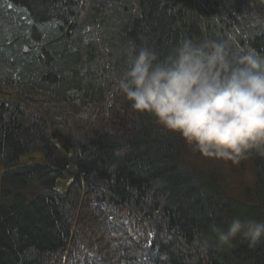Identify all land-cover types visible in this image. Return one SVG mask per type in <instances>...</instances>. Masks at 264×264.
<instances>
[{
    "label": "trees",
    "instance_id": "1",
    "mask_svg": "<svg viewBox=\"0 0 264 264\" xmlns=\"http://www.w3.org/2000/svg\"><path fill=\"white\" fill-rule=\"evenodd\" d=\"M184 39L264 58V0H0V264H264L211 231L264 220V157L229 198L118 89Z\"/></svg>",
    "mask_w": 264,
    "mask_h": 264
},
{
    "label": "clouds",
    "instance_id": "2",
    "mask_svg": "<svg viewBox=\"0 0 264 264\" xmlns=\"http://www.w3.org/2000/svg\"><path fill=\"white\" fill-rule=\"evenodd\" d=\"M117 86L135 113L203 157L233 164L264 157V58L237 54L226 40L184 39L163 57L142 46ZM211 231L219 248L237 239L264 244V220L236 216L226 229Z\"/></svg>",
    "mask_w": 264,
    "mask_h": 264
},
{
    "label": "rangeland",
    "instance_id": "3",
    "mask_svg": "<svg viewBox=\"0 0 264 264\" xmlns=\"http://www.w3.org/2000/svg\"><path fill=\"white\" fill-rule=\"evenodd\" d=\"M176 138L184 147L182 154L187 159V162L201 171L204 170L203 172L206 174L211 172L214 175H218L229 198L243 202L248 197L247 192L255 189L257 180L249 156L241 159L237 164L210 159L194 151L178 136ZM25 161L27 162L28 160Z\"/></svg>",
    "mask_w": 264,
    "mask_h": 264
},
{
    "label": "water",
    "instance_id": "4",
    "mask_svg": "<svg viewBox=\"0 0 264 264\" xmlns=\"http://www.w3.org/2000/svg\"><path fill=\"white\" fill-rule=\"evenodd\" d=\"M63 148L65 149L66 147L65 146H63ZM67 149V148H66ZM69 150L67 149V152H68Z\"/></svg>",
    "mask_w": 264,
    "mask_h": 264
}]
</instances>
